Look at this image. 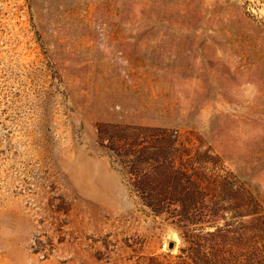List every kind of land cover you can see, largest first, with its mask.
<instances>
[{
  "label": "rangeland",
  "instance_id": "rangeland-1",
  "mask_svg": "<svg viewBox=\"0 0 264 264\" xmlns=\"http://www.w3.org/2000/svg\"><path fill=\"white\" fill-rule=\"evenodd\" d=\"M132 143L198 174L187 218ZM0 264H264V0H0Z\"/></svg>",
  "mask_w": 264,
  "mask_h": 264
},
{
  "label": "trees",
  "instance_id": "trees-1",
  "mask_svg": "<svg viewBox=\"0 0 264 264\" xmlns=\"http://www.w3.org/2000/svg\"><path fill=\"white\" fill-rule=\"evenodd\" d=\"M113 145L118 147L117 141H113ZM119 147H128V153L133 156L129 172L136 174V179L131 185L133 190L139 193L144 204L161 213L168 202H178L180 214L187 218L190 205L196 202L193 198L202 190V181L198 174L181 162V158L171 152L173 143L172 146L153 151L136 143ZM191 185L193 190L188 191V186Z\"/></svg>",
  "mask_w": 264,
  "mask_h": 264
},
{
  "label": "water",
  "instance_id": "water-1",
  "mask_svg": "<svg viewBox=\"0 0 264 264\" xmlns=\"http://www.w3.org/2000/svg\"><path fill=\"white\" fill-rule=\"evenodd\" d=\"M171 244H173V242Z\"/></svg>",
  "mask_w": 264,
  "mask_h": 264
}]
</instances>
